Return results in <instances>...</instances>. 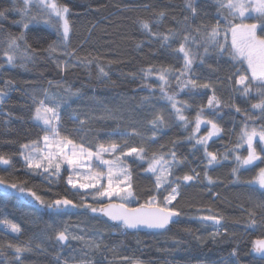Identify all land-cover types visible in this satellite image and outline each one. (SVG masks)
Returning a JSON list of instances; mask_svg holds the SVG:
<instances>
[{"label": "trees", "instance_id": "1", "mask_svg": "<svg viewBox=\"0 0 264 264\" xmlns=\"http://www.w3.org/2000/svg\"><path fill=\"white\" fill-rule=\"evenodd\" d=\"M17 2L22 6L23 0ZM55 2L71 9L68 19L72 48H78L87 40L79 55L83 57L91 53L97 57L109 76L102 78L101 82L95 63L71 67L67 72L60 71L57 63H63L69 58L59 53L50 55L47 51L48 45L58 39L56 29L43 23L30 26L26 30V42L30 45L33 59L27 62L18 59L15 67L5 63V67L0 69V89L5 92L4 102L0 104V155L11 161L10 166L0 165V175L25 184L46 201L66 196L77 203L81 202V197L91 202L92 192L87 191L90 194L85 196L84 190L70 188L66 182L67 172H62L59 176L34 174V170L27 169L20 155L22 144L39 141V147L41 146L40 137L43 133L40 128L43 126H37L33 117L38 100L43 98L44 90H47L50 96H55L62 102L59 121L61 133L80 128L79 121L84 120L86 123L77 139H83L89 145L104 144L110 148L112 143H116L125 149L140 146L141 136L146 141L151 140L153 130L149 121L154 115L162 114L166 120H170V124L162 130L158 141L152 144L151 151H167L171 148V141H181L176 150L179 156L187 157V163L176 170L177 174L182 176L195 168L203 180L207 165L203 148L197 146L200 150L193 154L190 148L194 141L189 142L186 137L192 132L196 113L201 108L204 110V118H213L208 115L211 110L207 108L208 98L213 92L211 89L192 90L190 87L179 92L174 77L178 75L176 69L182 66L183 59L182 56L179 60L175 59L177 54L173 52V48L178 46L175 40H170L169 44L163 42V37L169 35V30L182 29L185 16H191L190 10L185 7V0ZM193 2L199 13L195 19L196 24H200L201 19L208 20L215 15V0ZM11 7L12 0H0V9ZM30 11L35 14L36 5H30ZM161 12L164 13L163 16L160 15ZM20 19L19 13L12 11L6 14V18L0 19V40L6 39L9 34L19 36L25 31L14 22ZM141 22L148 23L154 35H149V31L141 27ZM247 22L255 21L249 18ZM220 39L223 40V34ZM228 43L231 44L230 36ZM138 44L140 47H137ZM199 55H203L202 48ZM0 59H3L2 51ZM21 63L25 67H20ZM234 63L229 61L227 55L219 58L215 54L207 56L204 64H200L199 59L194 62L198 83L214 84L215 94L221 101V107L217 109L220 115L216 117V122L222 132L209 141L208 149L218 153L219 163L208 168L209 175L215 181L213 185L208 186L204 180L203 183H195L190 187H181L178 203L174 201L172 205L181 212L176 223H172L163 232L128 233L117 230L99 215H93L83 208L72 209L60 215L47 211L33 213L27 202L12 196L0 199V264H20V261L15 260L14 248L8 247L10 243L16 246L27 244L31 247L30 252L21 255L23 264H55L54 256L57 252L62 258L72 255L79 258L84 245L75 240H69L67 247L58 245L52 229L47 227L50 223L58 229L67 227L70 232L85 235L86 238L95 236L102 239L101 251L89 254L94 260L103 261V264H131L132 261L137 264H251L253 241L264 238V226L245 227L247 217L243 209L248 206L245 195L247 185L237 183L232 175V169L238 164L235 156H248L246 143L237 147L245 117L235 112L230 105L234 103L247 110L251 116L246 121L249 131L253 127L259 130L264 126V120L261 119L260 110L251 107L258 102L257 94L253 91L247 97L242 96L239 92H234L225 79L230 72L235 71ZM149 66L157 71L144 79L142 70ZM239 66L236 64V67ZM244 66L246 67V62ZM162 67L173 69L168 74L170 84L166 91L169 95L179 92L176 96L178 107H181L190 122L187 130L182 122L176 120L171 102L163 98L159 90L160 82L156 75ZM6 81L11 83L6 86ZM48 81H53V84L49 85ZM56 82L63 87H57ZM66 88L73 92L78 90L79 94L69 96L65 92ZM34 95L37 102L33 101ZM144 97L148 99L144 100ZM133 126L140 135L121 136L122 132L131 131ZM208 127L210 126L203 127L200 136L206 135ZM255 144L259 154L262 144L259 139H255ZM160 145H165V148L161 149ZM225 154L227 159H224ZM115 155H106L105 158L115 159ZM139 163L137 161L130 165L136 197L130 203L132 207L143 204L154 185V178L145 175L143 168L137 166ZM143 167L147 165L144 164ZM260 167L264 165L241 167L237 174L240 181L256 180ZM113 201L119 202L118 198H113ZM208 214L222 217L221 225L213 227L212 222L198 219L199 215ZM10 224H15L21 231L12 233L8 226ZM216 228H219V234L213 240L210 234ZM197 237H201V240H197ZM111 249L116 250L115 257ZM233 249L238 250V258L231 256ZM122 256L129 260L120 259Z\"/></svg>", "mask_w": 264, "mask_h": 264}, {"label": "snow or ice", "instance_id": "2", "mask_svg": "<svg viewBox=\"0 0 264 264\" xmlns=\"http://www.w3.org/2000/svg\"><path fill=\"white\" fill-rule=\"evenodd\" d=\"M33 3L37 7L35 14L30 11V5ZM215 5V15L208 20L201 19V23L196 24L195 19L199 15L197 7L194 5L193 0H185V7L190 10L191 16H185L182 29L169 30V35L163 37L165 44H169L170 40L177 42L178 46L173 48V52L177 54L175 59L179 60L181 56L183 59L182 66L176 69L178 75L174 77L179 92H183L189 87L192 90L211 89L213 92L207 101V108L211 110L208 115L213 118H204V110L201 108L196 113L192 132L186 137L187 141H194L190 148L193 154L199 151L200 147L203 148L204 157L207 161L203 180H201L200 172L195 168L190 169V172L182 176L177 174L176 170L187 163V157L179 156L176 150L177 144L181 141H171V148L167 151H151L152 144L158 141L162 130L170 124V120H166L162 114L154 115L153 119L149 121L153 130L151 140L146 141L141 136L140 146L125 149L116 143H112L110 148L105 147L104 144L89 145L83 139H77L86 123L84 120L79 121L80 128H74L71 132H65L64 134L61 133L59 121L61 120L62 102L57 97L50 96L47 90H44V96L38 102L36 96H33V101L37 102L33 119L43 125L40 128L43 133L40 139L43 140L44 148L47 150L40 149L39 141H33L31 145L22 144L20 146L22 149L20 155L27 169L34 170V174L47 173L48 175L55 174L59 176L62 172H67L66 182L71 189H94V193H91V202L81 197V202L77 203L66 196L46 201L32 188H28L23 183H17L11 178H6L4 175H0V199L16 196L27 202L33 213L47 211L51 214L60 215L62 213L66 214L72 209L83 208L93 215H99L106 218L107 221L113 222L112 226L124 232L141 228L163 232L171 223L176 222L174 218L180 217L181 212L172 205L174 201L178 203L181 187H190L195 183H203L204 180L207 181L208 186L213 185L215 181L209 175L208 168L219 163L218 153L208 149L209 141L222 132V128L216 122V117L220 115L217 109L221 107V101L215 94L214 84L198 83V77H196L193 68L194 62L199 59V63L204 64L205 58L212 54L219 58L227 55L229 61L235 62L233 64L235 71L230 72L225 79L232 86L233 91L239 92L242 96L247 97L253 91L257 94L258 102L253 103L251 107L260 110L261 119L264 120V0H215ZM48 9L50 11H47ZM10 11L19 13L21 19L14 22L21 25L25 31L21 32L19 36L9 34L6 39L0 40V51H2L3 56V59H0V69L5 67V63L8 66L15 67L18 59L25 62L33 59L30 53V45L26 42V30L30 26L43 23L54 27L58 37L57 41L48 45V53L50 55L59 53L69 58L63 63H57L60 71L67 72L71 67L89 66L95 63L99 74L98 78H101V82H103L102 78L109 76V72L106 71L105 66L99 62L97 57L92 56L91 53H87L83 57L79 55L80 49L83 48L84 44H87V40L83 41L78 48H72L71 26L68 19L71 12L69 6H61L51 2V0H23L21 6L17 0H12L11 8L0 9V19L6 18V14ZM253 13H255V16L252 15ZM160 15L163 16L164 13L161 12ZM53 16L57 19L53 20ZM249 18H252L255 22H247ZM92 27L94 29L95 25ZM141 27L148 30L149 35H154L148 23L141 22ZM222 34L223 40L220 39ZM229 36L231 37L230 45L228 43ZM137 47H140V45L138 44ZM201 48L203 49V55H199ZM245 62L246 67L244 66ZM236 64L240 66L236 67ZM20 67H25V64L21 63ZM142 71L143 78L147 79L157 70L149 66L148 69ZM172 71V68L162 67L158 70L156 79L160 82L159 90L163 98L171 102L176 120L182 122L183 127L187 130L190 122L181 107H178L176 96L179 92L169 95L166 91L170 84L168 74ZM5 83L7 86L11 81ZM48 83L52 85L53 81H48ZM56 86L63 87L59 82H56ZM145 86L147 87V85ZM65 92L69 96L79 94L78 90L73 92L70 88H66ZM4 96V90L0 89V104L4 102ZM143 99L147 100L148 97ZM230 106L234 108L235 112L245 117L237 147L246 143L248 156L242 158L240 155H236L235 159L238 164L232 169V175L236 178V182L247 185L245 195L248 199V206L243 209L247 217L245 227H262L264 226V167H260L256 180L240 181L237 174L241 167L248 168L251 166L254 168L264 165V147L259 149L258 154L255 144V139L258 137L259 143L264 145V126L259 130L253 127L249 131L246 121L251 119V116L247 110L234 103ZM73 119L75 120V118ZM201 125L210 126L207 128L206 135H197L201 131ZM138 135L140 133L134 126L131 127V131L121 133V136L124 137ZM160 148L164 149L165 145H160ZM150 152L151 154H149ZM34 153H39V155H34ZM117 153L118 155H115ZM106 155L109 157L115 155V159H106ZM120 157L131 159L122 160ZM224 159H227V154L224 155ZM137 161L140 162L137 166L143 168L145 175L154 178V185L149 191L148 199L143 204H139L138 207H132L130 203L136 197L130 165L136 164ZM144 164L147 167H143ZM0 165L10 166L11 161L4 155H0ZM80 169H86V171L81 173ZM169 177H172V179H169ZM105 179L107 180L106 184L103 182ZM209 191H211V188H209ZM163 193L167 194L164 195ZM74 194L79 195V193ZM89 194L85 191V196ZM161 196L162 199H160ZM114 197L118 198L119 202H113ZM198 219L202 222L211 221L212 226L215 227L221 225L222 217L208 214L199 215ZM8 226L12 233L21 231L15 224ZM47 227L52 229L54 239L58 245L67 247L69 240H75L81 242L84 249L88 250L81 249L82 255L79 258L75 255L62 258L60 253L57 252L54 256L55 264H103V261L94 260L89 254L93 251H101L102 239L95 236L86 238L85 235L70 232L67 227L63 229L55 228L51 223ZM218 234L219 228H216L210 235L214 240ZM197 240H201V237H197ZM8 247L14 248L15 260L20 261V264H23L21 255L32 250L27 244L16 246L10 243ZM110 251L115 257L116 250L111 249ZM252 251L258 254L259 259L253 256L251 264H264V239L253 241ZM231 256L238 258V250L233 249ZM120 259L129 260L126 256H122ZM131 264H137V262L132 261Z\"/></svg>", "mask_w": 264, "mask_h": 264}, {"label": "rangeland", "instance_id": "3", "mask_svg": "<svg viewBox=\"0 0 264 264\" xmlns=\"http://www.w3.org/2000/svg\"><path fill=\"white\" fill-rule=\"evenodd\" d=\"M51 2H55V0H51ZM56 3V2H55ZM32 5H36L35 3H33ZM47 11H50V9H48ZM253 16L255 15V13H253L252 14ZM52 19L53 20H55V19H57L55 16H53L52 17ZM35 123H37V124H39V122H37V121H35V120H33ZM39 125H41V126H43L42 124H39ZM205 125H201V131L199 132V133H201L203 130V127H204ZM197 134V135H199L200 136V134ZM214 138V137H213ZM256 139H258V137L256 138ZM32 144V143H31ZM31 144H29V145H31ZM40 144H41V146H40V149H42V150H47V149H45L44 148V143H43V140L40 142ZM261 147H264V145H260V148ZM34 155H39V153H34ZM107 159V158H106ZM81 173H83V172H85L86 171V169H80L79 170ZM55 175V174H54ZM67 175H68V173H67ZM50 176H53V175H50ZM76 177L74 176V179H75ZM105 184L107 183V180L105 179L104 181H103ZM258 187V186H257ZM84 191H90V192H92V193H94V189H88V190H84ZM114 198H116V197H114ZM105 202H107V200H105Z\"/></svg>", "mask_w": 264, "mask_h": 264}, {"label": "water", "instance_id": "4", "mask_svg": "<svg viewBox=\"0 0 264 264\" xmlns=\"http://www.w3.org/2000/svg\"><path fill=\"white\" fill-rule=\"evenodd\" d=\"M114 202V201H113ZM135 207H138V206H135ZM107 223H109L110 225H113V222H111V221H107V219L106 218H104V217H102ZM175 219V221L177 222L178 221V218H174ZM176 222H174V223H176ZM211 222V221H210ZM172 224V223H171ZM170 224V225H171ZM170 225L168 226V228L170 227ZM126 232H128V233H158V231H155V230H149V229H145V228H141V229H139V230H127ZM264 239V238H263ZM251 256L253 257V256H256V258L257 259H259V256H258V254H256V253H254L253 251H252V248H251Z\"/></svg>", "mask_w": 264, "mask_h": 264}]
</instances>
